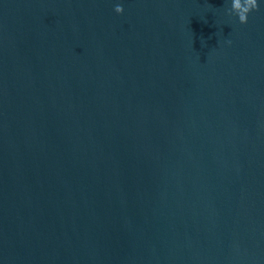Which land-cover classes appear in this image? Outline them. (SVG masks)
Wrapping results in <instances>:
<instances>
[{"label":"water","instance_id":"obj_1","mask_svg":"<svg viewBox=\"0 0 264 264\" xmlns=\"http://www.w3.org/2000/svg\"><path fill=\"white\" fill-rule=\"evenodd\" d=\"M259 2L0 0V264H264Z\"/></svg>","mask_w":264,"mask_h":264},{"label":"clouds","instance_id":"obj_2","mask_svg":"<svg viewBox=\"0 0 264 264\" xmlns=\"http://www.w3.org/2000/svg\"><path fill=\"white\" fill-rule=\"evenodd\" d=\"M260 8L261 4L259 0H231L227 11L230 16L234 15L237 17L240 24H247L250 14L254 11H259ZM114 10L122 14L124 7L122 4H116ZM228 43L230 44L231 41L229 40Z\"/></svg>","mask_w":264,"mask_h":264}]
</instances>
